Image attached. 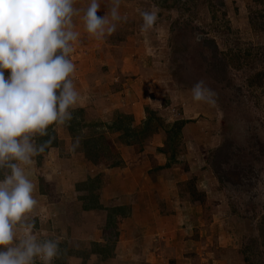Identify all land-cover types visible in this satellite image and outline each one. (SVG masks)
<instances>
[{"label": "rangeland", "instance_id": "rangeland-1", "mask_svg": "<svg viewBox=\"0 0 264 264\" xmlns=\"http://www.w3.org/2000/svg\"><path fill=\"white\" fill-rule=\"evenodd\" d=\"M89 2L77 0L75 7L86 8ZM100 3L97 15L103 16L111 7V0H100ZM153 8L158 11V19L153 28L142 32L140 11ZM119 14L126 16L127 20L117 22L116 32L102 40L91 37L84 31L80 17H74L75 30L80 36L70 58L77 60L78 69L81 65L87 69L92 67L87 57L92 54L100 57L102 48L106 47V56L116 60L118 55L129 58L136 55L142 60L138 65L143 71L147 67L150 69V77L153 76L152 84L148 81V89L153 92L150 94L155 97L166 90L167 99L163 103L168 109L160 112L146 107L150 125L142 127L137 134L143 138L160 125H167L166 148L172 154V160L177 154L185 153L183 161L193 172L202 166L208 170L213 179L207 183L212 182L213 186L204 182L207 189L198 192L196 180L192 179L187 183L188 189L194 197L208 204L205 208L211 217L215 218L222 231L228 233L227 240H223V246H220L218 258L223 260L226 257L231 264H244L242 250L250 238L258 235L257 225L264 212V0H120ZM197 33L199 40L195 36ZM114 45L124 48H114ZM81 56L86 61L79 63ZM214 63L221 66L223 63L226 70L220 67L222 70L210 72L209 68ZM102 66L109 70L107 63L102 61L98 63L97 70ZM9 72L5 70L6 77ZM72 78L86 88L87 77ZM199 81H203L213 93L214 104L193 99L191 90ZM183 102L190 104V116L196 115V111L204 113L201 117L206 124L191 129L190 142L183 137L178 125L171 126L172 121L166 123V120L174 118L172 114L175 109L179 111L182 108ZM71 111L72 119L66 124L68 130L69 126L74 128L73 134L70 132L72 143L78 139L82 148L85 139L100 134L104 136L106 129L99 122L87 120L83 108ZM119 118L122 124H130L128 117ZM198 119L201 118L194 121ZM54 125L49 126L51 136H57ZM124 135L125 139L129 138L125 132ZM48 138L39 137L38 143ZM103 139L100 140L98 155L103 160L112 161L113 150L106 143L107 139ZM226 141L232 144L227 162L221 154L213 157L214 150ZM214 167L225 178L224 182H220L216 175L214 177ZM99 181L96 178L83 183L82 187H94ZM57 211L56 223L39 222L33 211L28 214L29 219L35 221L34 232L38 239L60 241L59 255L52 264H122L118 259L106 262L113 255L111 243L106 247L96 242L89 244L88 239L76 243L70 230L78 224L70 220L66 222L69 213L65 209L64 212L62 209ZM105 235L111 241L115 239L112 226L105 229ZM227 242L231 243L228 248ZM92 251L97 254L93 255ZM254 259L256 264H264L261 256ZM36 264L41 262L37 260Z\"/></svg>", "mask_w": 264, "mask_h": 264}, {"label": "crops", "instance_id": "crops-1", "mask_svg": "<svg viewBox=\"0 0 264 264\" xmlns=\"http://www.w3.org/2000/svg\"><path fill=\"white\" fill-rule=\"evenodd\" d=\"M106 52L104 47L100 57L89 55L92 67L87 69L82 65L78 69L77 60L71 58L76 63L73 77L81 75L88 80L86 88L73 81L79 93L74 109L83 108L87 120L108 125L120 120L119 116H127L131 128L139 133L142 127L150 125L146 107L160 112L168 109L163 103L167 99L166 90L159 96H151L148 81L152 84L153 76L150 77L148 67L143 71L138 65L142 60L136 55L130 58L118 55L115 60L106 56ZM79 59V63L86 61L82 56ZM100 61L107 63L109 70H104V66L97 70ZM169 98L172 99L170 93ZM190 107L183 102L182 108L172 114L174 118L166 120V123L172 121L171 126L186 120L181 132L187 142L193 127L206 125L201 117L204 113L196 111V115L190 116ZM197 117L201 119L194 121ZM67 126L66 123L53 126L59 143L49 147L41 157H34L33 164L26 168L29 179L36 185L33 195L38 204L33 215L39 222L56 223L57 210L65 209L69 213L66 222L78 224L70 230L76 243L88 239L89 244L113 245V255L106 262L118 259L122 264H231L226 257L218 258L227 231L221 230L205 208L208 204L194 197L187 186L195 179L196 191H205L204 182L213 177L203 166L193 172L183 161L185 153L177 154L172 160L166 148L167 125H160L143 138L137 134L136 138L139 137L132 138L130 143L123 141V131L103 126L113 156L112 161L100 158L98 162L91 161L83 147L68 151L73 143ZM96 178L100 181L95 188L82 187ZM207 184L213 186L212 182ZM110 226L116 234L112 241L105 235V229ZM225 245L228 248L231 243Z\"/></svg>", "mask_w": 264, "mask_h": 264}, {"label": "clouds", "instance_id": "clouds-1", "mask_svg": "<svg viewBox=\"0 0 264 264\" xmlns=\"http://www.w3.org/2000/svg\"><path fill=\"white\" fill-rule=\"evenodd\" d=\"M76 2L0 0V264H52L59 255L60 241L38 239L35 221L28 217L38 201L26 168L55 139L49 126L70 121L79 100L70 58L80 36L73 18L79 16L84 31L97 40L113 35L117 22L127 20L119 14L120 0H111L103 16L97 15L100 0H90L83 9ZM140 16L146 32L158 11L142 10ZM5 70H10L7 77ZM191 91L195 101L215 103L203 81ZM44 136L49 138L38 143L37 137ZM78 146L77 139L68 151Z\"/></svg>", "mask_w": 264, "mask_h": 264}, {"label": "trees", "instance_id": "trees-1", "mask_svg": "<svg viewBox=\"0 0 264 264\" xmlns=\"http://www.w3.org/2000/svg\"><path fill=\"white\" fill-rule=\"evenodd\" d=\"M220 67H222V69L225 71L226 68L224 67V64L222 63V66L220 65V63H214V65L210 66V72L212 70L216 71V70H222ZM127 117V116H125ZM129 118V117H128ZM186 122V120H182V121H178L176 122V125H178L179 129L182 128V126L184 125V123ZM101 123V122H99ZM103 126L107 127L108 129H111L113 131H124L126 135H128V139H124L123 141L126 143H130L132 140H136V136H137V132L131 128L130 125H124L121 123V120L119 121H115L113 122L112 125H108V124H104L101 123ZM69 130L70 132L73 134L74 132V128L69 126ZM55 139L53 140L52 144L49 146H55L59 143L58 137L54 136ZM105 138L103 136V134H100L99 136H92L90 138L85 139L84 141V145H83V150L86 153V156L93 162H98L100 160V156L98 155V148L100 145V140H105L103 139ZM133 138V139H132ZM132 139V140H131ZM230 146H232V144L230 142H225L221 147H218L216 150H214L213 153V157L217 158L216 156H219V154H221L224 159L225 162L228 161L229 159V155H230ZM48 147V148H49ZM48 148L45 150V152L48 150ZM41 157V155L39 156ZM214 158H213V162H214ZM214 172L215 175L217 176V178L219 179L220 182H224L225 178L222 177L219 173H218V169L214 167ZM264 211V209H263ZM263 216L261 217V219L258 222V235L250 238L245 246L244 249L242 250V253L244 255V261L247 264H256V261L254 259L255 256H261L262 257V261L264 262V212L262 214Z\"/></svg>", "mask_w": 264, "mask_h": 264}]
</instances>
